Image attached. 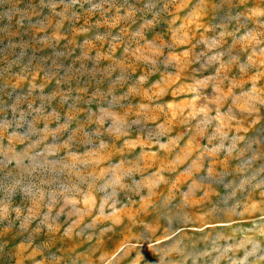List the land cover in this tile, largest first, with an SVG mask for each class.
I'll return each instance as SVG.
<instances>
[{
  "label": "rangeland",
  "instance_id": "374dc122",
  "mask_svg": "<svg viewBox=\"0 0 264 264\" xmlns=\"http://www.w3.org/2000/svg\"><path fill=\"white\" fill-rule=\"evenodd\" d=\"M0 264H264V0H0Z\"/></svg>",
  "mask_w": 264,
  "mask_h": 264
}]
</instances>
